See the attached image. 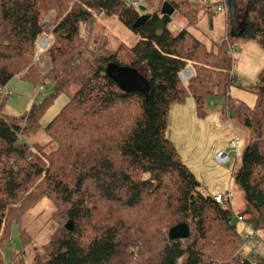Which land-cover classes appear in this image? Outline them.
I'll use <instances>...</instances> for the list:
<instances>
[{"label": "trees", "instance_id": "16d2710c", "mask_svg": "<svg viewBox=\"0 0 264 264\" xmlns=\"http://www.w3.org/2000/svg\"><path fill=\"white\" fill-rule=\"evenodd\" d=\"M240 1L239 38L264 49V0ZM159 4L135 28L144 13L127 0H0V264H6L13 221L44 197L56 207L54 232L45 257L37 255L33 264H264L244 254L248 242L233 222L229 198L217 202L203 188L168 127L176 101L191 96L199 118L225 101L221 114L245 130L247 141L233 179L264 231V69L255 106L232 97L239 79L230 16L228 40L208 49L171 16L178 12L196 26L209 0ZM119 24L139 40L121 42L114 32ZM45 32L50 46L40 50ZM41 53L47 69L37 61ZM111 63L134 70L146 91H124L107 73ZM186 68L194 75L183 83ZM16 76L36 87L53 84L21 120L5 110L7 85ZM60 94L69 99L43 129ZM70 220L73 230L65 227ZM180 223L190 235L171 240L169 230ZM30 241L24 235V245ZM7 264H27L26 252L13 251Z\"/></svg>", "mask_w": 264, "mask_h": 264}, {"label": "rangeland", "instance_id": "374dc122", "mask_svg": "<svg viewBox=\"0 0 264 264\" xmlns=\"http://www.w3.org/2000/svg\"><path fill=\"white\" fill-rule=\"evenodd\" d=\"M141 1L149 12L150 9L152 13L159 9V0ZM209 2V11L201 13L198 24L196 26L187 25V27L206 44L208 49H212L216 44H221L228 39L229 14L225 11H218V6L227 4V1L209 0ZM237 3L241 10V1L237 0ZM179 16H181L180 13L177 17L174 15L173 23L176 24V21L178 23L176 18ZM45 23L49 24L48 21ZM114 32L119 36L121 42L129 45H133L139 40L138 36L121 24L114 29ZM43 34L48 36L46 32ZM48 38L50 39L49 36ZM39 42L40 40L38 44ZM234 48L237 51L232 56V60L235 74L239 80L231 87V96L252 107L256 105L258 97L254 86L259 82L260 74L264 69V49L259 43L246 42V39L243 38L234 40ZM39 49L43 50L44 48L40 46ZM40 50L39 52H41ZM37 61L44 69L50 65V61L42 56V53L37 56ZM45 89L46 93L50 94L53 84L45 86ZM38 90L39 86L36 87L31 81L22 79L20 76L14 77L7 85L9 97L6 101V112L21 120L34 105H37L33 97ZM38 95V104H40L46 95L43 96L40 93ZM68 99L67 94H60L55 98L42 118L43 129L61 111ZM216 104L207 116L199 118L196 115L195 103L191 96L172 103L168 115L170 136L180 157L196 174L208 193L212 195L220 193L226 196L230 194L227 200L233 211V222L238 230L243 235H251L255 231L259 236L260 243L257 244L256 240L248 242L244 246V254L254 261L264 262V231L260 228L257 219L247 209L243 192L233 179L236 160L242 155L247 143L246 132L240 125L221 114V108L225 107L224 100H219ZM232 140H237V152L231 147ZM219 151L230 153V160L224 164L218 162L216 155ZM55 212L56 207L53 201L44 197L24 214L20 221H13L10 242L5 245L6 264L11 261L13 251H25L27 264H33L37 255L45 257V246L48 245L54 232L53 216ZM239 215L245 218L246 223L251 224V228L238 219ZM24 235L31 238L27 246L24 245Z\"/></svg>", "mask_w": 264, "mask_h": 264}, {"label": "water", "instance_id": "95a60500", "mask_svg": "<svg viewBox=\"0 0 264 264\" xmlns=\"http://www.w3.org/2000/svg\"><path fill=\"white\" fill-rule=\"evenodd\" d=\"M229 16H230V34L234 38H239L243 32L244 26L238 22L240 15L237 12L236 0L227 1ZM172 10V7L168 4L163 6V12L168 13ZM141 11L144 13L138 18L134 24L135 28H140L149 19L150 14L147 13L146 6H141ZM107 73L124 91L127 92H145L147 89V82L134 70L126 66H120L116 63L109 64ZM68 230L74 229L73 221L70 220L65 224ZM190 227L187 223H180L169 230V238L171 240H179L187 238L190 235Z\"/></svg>", "mask_w": 264, "mask_h": 264}, {"label": "built area", "instance_id": "2783aa9c", "mask_svg": "<svg viewBox=\"0 0 264 264\" xmlns=\"http://www.w3.org/2000/svg\"><path fill=\"white\" fill-rule=\"evenodd\" d=\"M129 3H131L134 7H135V9L136 10H139L140 9V7L143 5V2L141 1V0H127ZM227 6H223V5H220V6H218V11L219 12H222V11H225V12H228V10H227ZM178 12H174L173 14H172V20L174 21V15H176V17L178 16ZM177 19V18H176ZM176 24H178L177 23V21H176ZM40 40V42H39V44H40V46L41 47H43L44 49H46L49 45H50V39L48 38V36L46 35V34H42V36H41V38L39 39ZM228 40V39H227ZM227 40H225V41H227ZM39 46V47H40ZM230 53H231V55L233 56L235 53H236V49L234 48V46H230ZM234 72V70L232 69V74H234L233 73ZM194 75V73H193V70L191 69V68H186L185 70H183L182 71V73H181V78H182V81L184 82V83H187V81L192 77ZM237 83V82H236ZM38 93H40V94H42L43 96H45L46 95V89H45V87H43V86H40L39 87V90H38V92H37V94L33 97L34 98V101L36 102V104H38L39 103V100H38ZM231 147L233 148V150H236V152H237V140H232V142H231ZM230 158H231V155H230V153H228V152H225V151H219L218 152V154L216 155V159H217V161L218 162H220V163H222V164H224V163H226L227 161H229L230 160ZM230 196H226V195H223V194H217L216 195V200H217V202H222L224 199H226V198H229ZM238 219L240 220V221H242V222H245V218L242 216V215H239L238 216ZM246 223V222H245ZM250 228H251V224H249V223H246ZM256 236H257V232H255L254 231V233L253 234H251V235H246L245 237H246V239H247V242H252V241H255L256 240Z\"/></svg>", "mask_w": 264, "mask_h": 264}, {"label": "crops", "instance_id": "0c3cea01", "mask_svg": "<svg viewBox=\"0 0 264 264\" xmlns=\"http://www.w3.org/2000/svg\"><path fill=\"white\" fill-rule=\"evenodd\" d=\"M144 6H146L145 4H144ZM148 10V9H147ZM148 12V11H147ZM150 12H152L151 11V9H150ZM179 18V19H178ZM177 18V20H178V24H175V23H173V25L174 26H176L178 29H181V28H184V27H186L187 26V21H186V19L181 15V16H179Z\"/></svg>", "mask_w": 264, "mask_h": 264}]
</instances>
